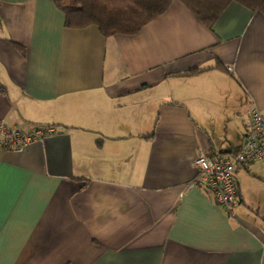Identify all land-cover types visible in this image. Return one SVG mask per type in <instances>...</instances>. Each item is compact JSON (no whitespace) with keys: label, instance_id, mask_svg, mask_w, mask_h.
Masks as SVG:
<instances>
[{"label":"crops","instance_id":"1","mask_svg":"<svg viewBox=\"0 0 264 264\" xmlns=\"http://www.w3.org/2000/svg\"><path fill=\"white\" fill-rule=\"evenodd\" d=\"M0 86V122L54 130L0 149V264H264V160L236 169L230 214L192 186L200 152H237L264 115L262 13L232 2L210 28L173 0L105 38L0 0Z\"/></svg>","mask_w":264,"mask_h":264},{"label":"trees","instance_id":"2","mask_svg":"<svg viewBox=\"0 0 264 264\" xmlns=\"http://www.w3.org/2000/svg\"><path fill=\"white\" fill-rule=\"evenodd\" d=\"M66 18V27L96 26L105 37L135 35L164 14L173 0H53ZM201 22L212 28L232 2L264 16V0H178ZM191 71L189 74H198Z\"/></svg>","mask_w":264,"mask_h":264},{"label":"built area","instance_id":"3","mask_svg":"<svg viewBox=\"0 0 264 264\" xmlns=\"http://www.w3.org/2000/svg\"><path fill=\"white\" fill-rule=\"evenodd\" d=\"M231 71V68H229ZM0 86V93L2 92ZM53 129H40L34 133H25L8 127L0 122V149L21 152L31 144L51 135ZM264 160V115L259 110L252 111L241 148L227 156H210L200 152L193 166L197 175L192 186L203 187L215 201L230 214L238 202V185L235 178L237 168Z\"/></svg>","mask_w":264,"mask_h":264}]
</instances>
